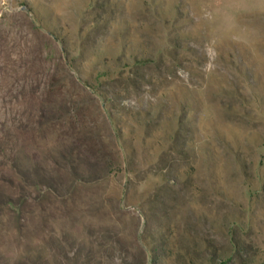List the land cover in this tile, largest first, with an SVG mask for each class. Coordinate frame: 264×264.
<instances>
[{
	"label": "rangeland",
	"instance_id": "obj_1",
	"mask_svg": "<svg viewBox=\"0 0 264 264\" xmlns=\"http://www.w3.org/2000/svg\"><path fill=\"white\" fill-rule=\"evenodd\" d=\"M0 264H264V0H0Z\"/></svg>",
	"mask_w": 264,
	"mask_h": 264
}]
</instances>
